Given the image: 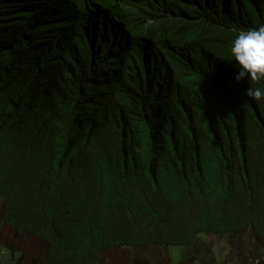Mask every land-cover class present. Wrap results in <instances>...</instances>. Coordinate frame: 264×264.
I'll return each instance as SVG.
<instances>
[{
    "label": "trees",
    "instance_id": "16d2710c",
    "mask_svg": "<svg viewBox=\"0 0 264 264\" xmlns=\"http://www.w3.org/2000/svg\"><path fill=\"white\" fill-rule=\"evenodd\" d=\"M76 7L99 24L85 73L57 45L81 28L46 21ZM262 24L264 0H0V199L17 243L92 264L202 231L264 239V100L246 95L264 81L237 82L230 52Z\"/></svg>",
    "mask_w": 264,
    "mask_h": 264
},
{
    "label": "clouds",
    "instance_id": "9594fccd",
    "mask_svg": "<svg viewBox=\"0 0 264 264\" xmlns=\"http://www.w3.org/2000/svg\"><path fill=\"white\" fill-rule=\"evenodd\" d=\"M46 21L55 26H62L72 22L81 28V31L66 33L64 36V42H57V45L68 43L76 51L77 59L82 66V71L85 73L87 68L92 69L96 59L99 58L94 53V47L100 43L99 24L94 15L82 8L76 7L74 17L70 16L64 10H60L47 18ZM155 23L156 21L148 18L145 28H149ZM230 52L234 57L235 63L239 67V72L235 77L237 82H240L245 78H248L253 82L264 81V24L260 25L258 28L238 32L232 42ZM246 95L253 101L264 100V91L260 88H249ZM203 234L213 235V243L219 242V244L224 241L226 243H229L230 241L235 242L237 236L244 237V240L248 237L251 241L247 242L251 245L252 242H254L253 246L246 248L240 245L237 246L239 249L241 248L240 256L243 260H231L226 264H253L258 258L260 261L257 264H264V239H258L256 230L251 226L243 228V230L239 232H232L231 236H229L228 233L223 235L213 233ZM195 241H197L196 238L192 245L184 246L169 244V248L177 247V250L181 255V252L183 253V248H186L185 251L191 252L193 246L197 250V246L194 244ZM203 243L206 245V252L208 251L206 254H210L211 250L209 243L205 241H203ZM150 244L154 243L131 246L128 250L125 247H119L117 249L114 247L111 251H104L101 253L99 259L93 261L92 264H96L102 256L105 260L102 264H113V261L114 264H124V261H121V253H125L129 256L133 264H149V262L151 264V260H153L155 264H165L164 257L168 255L166 249L164 252L160 251L159 253H156V250L149 246ZM141 247H143L142 251H136L137 248ZM137 259L139 261H137L138 263L136 262Z\"/></svg>",
    "mask_w": 264,
    "mask_h": 264
},
{
    "label": "crops",
    "instance_id": "0c3cea01",
    "mask_svg": "<svg viewBox=\"0 0 264 264\" xmlns=\"http://www.w3.org/2000/svg\"><path fill=\"white\" fill-rule=\"evenodd\" d=\"M1 205L0 199V264H47L46 247L37 238H31L30 235L23 236L17 243L16 230L4 222ZM243 238L237 236L235 242L226 243L224 241L221 247H219V242L209 243L212 252L210 254H206L207 249H205L204 240L200 241L199 239L194 243L197 246V250L193 246L191 252L185 251L186 248H183L181 255L177 247L167 248L166 252L168 255L164 257V263L226 264L231 260L242 261L243 259L240 256L241 248L239 249L237 246L240 245L246 248L254 245V242H252V245L248 243L251 241L248 237H246V240ZM219 248L220 251L218 250ZM171 249L174 251L173 255ZM104 261L102 256L96 264H102ZM121 261H124V264H133L130 257L125 253H121ZM151 264H155L153 260H151Z\"/></svg>",
    "mask_w": 264,
    "mask_h": 264
},
{
    "label": "rangeland",
    "instance_id": "374dc122",
    "mask_svg": "<svg viewBox=\"0 0 264 264\" xmlns=\"http://www.w3.org/2000/svg\"><path fill=\"white\" fill-rule=\"evenodd\" d=\"M180 220L181 219H178V222H176V223L168 226V229H171V230H169L170 233L173 234L172 237H174V236L177 235L175 238H179V239H177V240H179V242L182 241L183 238H184V235H182L183 234L182 232H183V228L185 227L184 221L183 220L180 221ZM196 226L197 227L198 226H203V224H198L197 223ZM190 230H192V225H188V227H187V231H188L187 232V235L188 236H191L192 235V233H191ZM193 233H194V231H193ZM203 233H205V232H203V231L202 232H199L200 235H197L196 239L204 240V241H207L208 243H213V241H214V238L213 237L214 236L213 235H209V234H203ZM228 235L231 236V233L229 232ZM167 242H169V241H167ZM148 244H146V245H148ZM221 245H222V243L219 244V247H221ZM149 246L152 247V249H155L156 250V253H159L160 251L164 252L165 249H167V248L170 247L167 244H161V245H159V243L150 244ZM142 250H143V247L136 249V251H142ZM218 250L220 251V248ZM171 251H172V249H171ZM70 252H72V249L70 250ZM173 253H174V251H172V255H173ZM206 253H208V251ZM181 254H182V252H181ZM70 262L72 263V259L70 260ZM113 264H114V261H113Z\"/></svg>",
    "mask_w": 264,
    "mask_h": 264
},
{
    "label": "built area",
    "instance_id": "2783aa9c",
    "mask_svg": "<svg viewBox=\"0 0 264 264\" xmlns=\"http://www.w3.org/2000/svg\"><path fill=\"white\" fill-rule=\"evenodd\" d=\"M259 258L258 259H256L255 261H254V263L253 264H257V263H259Z\"/></svg>",
    "mask_w": 264,
    "mask_h": 264
}]
</instances>
